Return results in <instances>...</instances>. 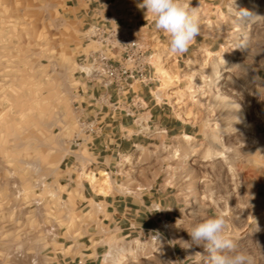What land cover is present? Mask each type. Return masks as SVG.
I'll use <instances>...</instances> for the list:
<instances>
[{
	"label": "rangeland",
	"instance_id": "rangeland-1",
	"mask_svg": "<svg viewBox=\"0 0 264 264\" xmlns=\"http://www.w3.org/2000/svg\"><path fill=\"white\" fill-rule=\"evenodd\" d=\"M231 1L217 14L215 0H184L198 8L200 34H221L222 44L195 40L186 52L172 54L167 34L138 6L142 0H0V264H56L50 255L58 229L75 227L82 215L61 176L74 162L68 157L77 127L74 102L83 82V34L95 8L114 2L116 10L134 12L138 33L153 47L159 81L151 92L142 88L148 106L139 119L129 120L133 130L149 124L148 137L109 152L107 191L143 192L145 201L157 192L158 224L152 219V228L122 230L114 220L112 229L99 228L108 244L103 263L209 264V253L192 243L188 230L223 214L227 234L255 264H264V25L244 17L231 27L237 18ZM242 1V9L247 2L262 9L264 2ZM215 20H223L221 28ZM150 107L153 116L144 114ZM181 120L191 136L161 131ZM112 137L120 141L118 134ZM81 153L85 171L90 154ZM73 186V192L87 189ZM167 196L178 211L165 209ZM89 214L99 220L97 213ZM145 218L142 222L150 221Z\"/></svg>",
	"mask_w": 264,
	"mask_h": 264
},
{
	"label": "crops",
	"instance_id": "crops-1",
	"mask_svg": "<svg viewBox=\"0 0 264 264\" xmlns=\"http://www.w3.org/2000/svg\"><path fill=\"white\" fill-rule=\"evenodd\" d=\"M231 2V6H233L234 9H242V0H232ZM247 3V10L251 13V15L247 17L253 21V23H260V20H262L264 25V2L262 9H260L259 5L254 2ZM98 4L101 5L102 2L100 1ZM212 6L215 7V13L221 14L225 7L228 10V0H215ZM95 9L99 11L100 14H104L108 9L111 10V5ZM111 11H114L113 13L115 14V9ZM116 12L120 13L123 16V19L131 20L132 23L136 24V20L134 21L133 19L134 12L128 13L127 11H123V9L116 10ZM236 15L237 18L231 21V27L234 25L239 26L242 23L238 14ZM215 23L217 25L220 24L221 28L223 20H219L218 22L216 21ZM146 25H148V23L143 25V27ZM200 35L204 36L202 38L200 36L196 38L199 43L206 45L208 43H211L212 45L222 44L219 41L220 37L222 38L221 34H216L214 36L211 34ZM78 88L79 91L77 98L85 100L86 116L88 118L97 117L103 124L101 133L95 138L91 149L88 150L90 158L85 166V171L95 173L98 177L100 176L101 171H108L110 174L109 168L111 166V158L109 156V152L115 153L118 151V153H120L121 150H125V147L123 148L125 145L133 147L141 144L143 140L142 138L148 137L147 133H149L148 130H150V125H142L139 130H133L131 124L129 123V120L133 119L132 117L126 116L121 111L113 112L111 110H105L99 112L92 104L91 97L93 94L91 91L94 90L95 93H99L102 91L101 88H93V86L82 81L80 82ZM137 88L142 91L143 86L138 85ZM116 97L117 95L113 91V98L115 99ZM144 97L148 103L149 96L145 94ZM147 113H149L150 116H153L152 107H150L148 112L146 111L144 114ZM115 129L117 130V133L115 132ZM118 130H121V133H119ZM161 131L171 134V136H176L181 132L184 134L187 133L190 136L193 134V130L190 126H187L182 120L177 125L173 122L167 123ZM151 133L153 134V131ZM116 134H118V138H120L119 142L112 141V136ZM69 155L68 162H71L74 155H76V151L72 150ZM67 167L71 169V172L63 170L64 172H62L61 177L62 180L66 181L68 187L71 186L73 189L75 188L73 184L76 186L83 184L84 188L87 189H83L80 192H73L72 189L68 191V195H72L76 199L78 203V209L76 208V210L80 211L82 215L77 221L75 227L68 225L62 226L58 229V238H56L54 242L55 244H52L54 252L53 255H50L51 261L56 264H104V254L106 253L108 244L105 242V236L102 235L104 232L100 231L99 228H107L108 226L112 229V225L114 226V220L122 230H127L130 227L141 226L142 224H145L146 226L148 225L152 228L155 226L152 219H154L158 224V213L156 212L158 208L153 206L154 203L158 204L156 196L157 192H152L150 194L151 198L148 201L151 202V205L147 203V200L145 201L142 196L143 192H139L137 194H132L131 192H117V196H115L112 192H109V190L104 193L96 190L92 181L82 175L85 173V171H82L84 166L80 167L79 164L73 162L70 165L68 164ZM104 188L107 189L108 187L105 185ZM97 189L99 188L97 187ZM153 195L154 200L152 198ZM109 196H115L112 199V202L108 201ZM167 201L168 204L165 208L166 210L172 212L178 211L179 207L173 197L169 198V196H167ZM159 203L161 204V199ZM115 204L117 206H115ZM87 213H90L89 215H95L97 213L99 220L92 219L90 216L87 218ZM145 216H147V219L150 218V221L145 223L142 222V220L146 219ZM106 219H109L108 223L106 222ZM56 245H58V248H56Z\"/></svg>",
	"mask_w": 264,
	"mask_h": 264
},
{
	"label": "built area",
	"instance_id": "built-area-1",
	"mask_svg": "<svg viewBox=\"0 0 264 264\" xmlns=\"http://www.w3.org/2000/svg\"><path fill=\"white\" fill-rule=\"evenodd\" d=\"M115 4L111 7L116 10ZM95 13L83 34L85 50L81 52L79 66L83 82L102 89L99 93L91 91L92 104L99 112L121 111L139 119L148 104L137 86L151 92L152 86L159 81L154 69L153 47L144 35L138 33L135 24L123 19L121 14L112 11L111 14H100L97 10ZM113 91L117 95L115 99ZM74 109L77 127L70 147L78 151V157H84L81 151L91 149L103 124L97 117L86 116L84 99L77 98ZM78 157L74 155V162L79 164Z\"/></svg>",
	"mask_w": 264,
	"mask_h": 264
},
{
	"label": "clouds",
	"instance_id": "clouds-1",
	"mask_svg": "<svg viewBox=\"0 0 264 264\" xmlns=\"http://www.w3.org/2000/svg\"><path fill=\"white\" fill-rule=\"evenodd\" d=\"M154 17V27L168 36V51L172 54L186 52L200 35L198 8L186 5L184 0H142L138 5ZM242 20L250 16L247 9L235 8ZM223 214L196 223L188 233L192 243L203 246L209 253V264H255L254 256L240 248L227 234Z\"/></svg>",
	"mask_w": 264,
	"mask_h": 264
},
{
	"label": "bare ground",
	"instance_id": "bare-ground-1",
	"mask_svg": "<svg viewBox=\"0 0 264 264\" xmlns=\"http://www.w3.org/2000/svg\"><path fill=\"white\" fill-rule=\"evenodd\" d=\"M160 69L163 72V74L167 75L168 78H171L170 73L167 71V69L165 67H162L161 66ZM224 78H225L224 76L221 77V79H224ZM184 135L187 136V137L190 136L187 133H185ZM83 176L85 178H89L92 181V183H93L94 187L96 188V190L102 191L104 193L107 192V189L104 188V186L106 185L108 187L109 184L111 183L110 174H109L108 171H101L99 177L96 176L95 173L85 171V173L83 174ZM97 187L99 189H97ZM166 226H167V228H170L169 227L170 226L169 224H166Z\"/></svg>",
	"mask_w": 264,
	"mask_h": 264
}]
</instances>
